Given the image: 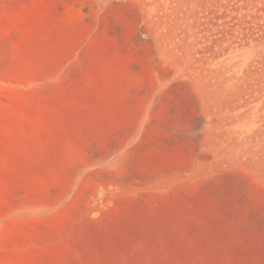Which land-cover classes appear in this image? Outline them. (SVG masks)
<instances>
[{"label":"rangeland","instance_id":"obj_1","mask_svg":"<svg viewBox=\"0 0 264 264\" xmlns=\"http://www.w3.org/2000/svg\"><path fill=\"white\" fill-rule=\"evenodd\" d=\"M0 264H264V0H0Z\"/></svg>","mask_w":264,"mask_h":264}]
</instances>
